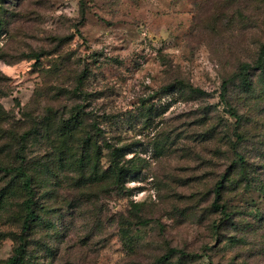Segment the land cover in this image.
Masks as SVG:
<instances>
[{"label": "rangeland", "instance_id": "obj_1", "mask_svg": "<svg viewBox=\"0 0 264 264\" xmlns=\"http://www.w3.org/2000/svg\"><path fill=\"white\" fill-rule=\"evenodd\" d=\"M0 1V264L28 179L27 264H264V0ZM77 116L127 147L123 183L85 184Z\"/></svg>", "mask_w": 264, "mask_h": 264}, {"label": "trees", "instance_id": "obj_2", "mask_svg": "<svg viewBox=\"0 0 264 264\" xmlns=\"http://www.w3.org/2000/svg\"><path fill=\"white\" fill-rule=\"evenodd\" d=\"M1 5V1H0ZM0 13L2 11L0 10ZM1 22V19H0ZM1 24V23H0ZM1 26V25H0ZM264 56V52L262 53V57ZM247 71L243 68V72L241 74H237L236 78H241L242 82L247 81ZM228 82L225 83L227 86ZM172 88H168L171 90ZM177 89H184L182 86H178ZM195 93L199 95L204 94V92L200 90H194ZM223 101H226L224 98ZM232 117L238 118V114L236 111H230ZM81 117V114L79 113ZM79 116L76 117L73 121H67L63 129V133H61L62 139L65 141V147L67 151L71 154L75 153V150L81 149V158L77 159V164L81 168L82 167V175L85 184H101L102 187L107 186L108 184H119L123 183L126 177L132 172L130 168H128L129 160L126 159L128 154V149L126 146H120L116 143L108 141L105 137V132L103 129L97 127H93L89 124H84L83 118L79 119ZM76 122V123H75ZM238 122V120H237ZM93 129L97 130V132H101L103 134V142L101 147L98 146L94 140L90 139L88 135ZM18 137V136H15ZM27 135L21 137L25 139ZM85 140H83V138ZM13 142V139L7 137V145L10 146V143ZM95 143V146H94ZM93 150V153H92ZM108 159L109 166L106 170H103L101 173L99 171L98 161L99 158ZM15 169L6 168L0 166V172L11 173L14 172ZM17 171H21L18 169ZM26 190L28 191V198L24 202V209L26 211V215L23 219V224L21 227V234L18 237L19 245L14 250V254L8 258L3 264H27V252L29 249V234L32 230V225L38 221H41V217L39 216L37 210L34 207V191L30 185V179L26 181ZM224 188V181H220L216 184L215 187V199L213 202V206L217 209H221L224 213H227V207L224 204H221L222 198V190ZM90 190H94L95 187L86 188ZM7 197L4 193L0 192V206L4 207L5 203H7ZM230 214L228 215V217ZM150 220H146L144 224L149 223ZM176 255H180V259L177 264H186L187 262H191V259H194V256L187 255L183 252L177 250H169V252L158 260L159 264H168L170 260Z\"/></svg>", "mask_w": 264, "mask_h": 264}]
</instances>
